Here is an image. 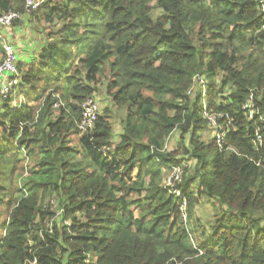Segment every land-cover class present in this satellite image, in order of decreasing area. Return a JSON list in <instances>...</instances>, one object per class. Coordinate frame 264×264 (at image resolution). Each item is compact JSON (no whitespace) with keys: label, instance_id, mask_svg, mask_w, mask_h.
<instances>
[{"label":"trees","instance_id":"1","mask_svg":"<svg viewBox=\"0 0 264 264\" xmlns=\"http://www.w3.org/2000/svg\"><path fill=\"white\" fill-rule=\"evenodd\" d=\"M259 1L45 0L33 12L59 30L17 62L25 103L0 99V162L11 158L0 166V264H264ZM24 7L0 0V13ZM98 84L110 105L81 132ZM112 108L123 111L115 144ZM204 110L227 115L221 144L204 138ZM175 129L190 161L172 184L179 196L162 184L180 166V150L164 149ZM196 195L220 214L193 246L180 206L189 215Z\"/></svg>","mask_w":264,"mask_h":264},{"label":"rangeland","instance_id":"2","mask_svg":"<svg viewBox=\"0 0 264 264\" xmlns=\"http://www.w3.org/2000/svg\"><path fill=\"white\" fill-rule=\"evenodd\" d=\"M34 11L31 12H26L23 15V18L19 21H16L13 23V25L10 28V31L8 30V41H10V43L12 45H14V47H16V57H17V53H21L22 51L29 49L28 53H31V61H33V55L37 54V50L42 46L45 45L46 43V39L43 41V43H41V38L42 37H46L48 36V32L50 30H59V24L58 23H54L52 25L46 23L44 20H41L40 16H35L33 14ZM17 27V28H16ZM11 34V35H10ZM7 38V36H6ZM1 53H0V59L1 57ZM98 93H97V103L99 106V109L102 110L105 106L110 105L109 101H107V99L104 96V92H103V86L98 84L96 87ZM27 98H26V102H27ZM1 105V103H0ZM113 112L111 114L110 117V122H111V126H112V142L113 144H115L119 138V133L121 131V121H120V116H123V111H117L114 110L112 108ZM223 119V118H221ZM221 119H218V125L222 127V124L220 123ZM223 128V127H222ZM216 130L217 127L212 126L209 122H208V128L205 129L204 131V138L205 139H211V138H216ZM225 136V131L223 128V135L221 136V138L219 139V143H222V140ZM4 137V133L2 132V129L0 128V139H3ZM187 140V138H186ZM182 139H180V133L178 129H175L172 134L166 138L165 140V144H164V149L165 150H180V153H177V159H180V166L179 169H175L172 170L170 169L169 171H164V175H163V180H162V184L167 186V188L170 190L171 193H173L176 196H179V193L176 192L177 189H175L173 187L172 184L178 183L181 180V177L183 175V169L186 168V166H188V163H190L189 160H186V155L184 154L182 148L180 147ZM183 145V143H182ZM26 154V150L25 148L23 150H21V156L24 154ZM182 152V153H181ZM11 161L10 159L6 158V161H1L0 162V166L2 167V163H6L7 164ZM30 161H26V164H29ZM25 164V163H24ZM179 170L181 172V174L179 175ZM25 168H24V172L22 173L23 175H25ZM176 171L178 176L177 178H173L170 181V185L166 184L165 178L166 176H170L173 174V172ZM10 175V173L8 174ZM170 186V187H168ZM8 191V190H6ZM176 193V194H175ZM54 198L51 197H47L43 203V207L45 208L47 206V202L51 203V211H55L54 214V218H58V213H60L59 209L56 208V204L53 203ZM182 207L180 206V218L182 220V226H184L185 228H187V230H189V241L191 242V244L193 246H197V244L199 243V241L204 237L205 234H209V226L213 223L214 219L219 216L220 212L219 209L217 207V203L213 200H210L209 198L205 197V196H195V201L194 204L192 205L191 211L188 215V211H187V203L184 202L183 204H181ZM54 218L52 220H54ZM6 220H7V215H1L0 216V228H1V224ZM51 223L52 221H50L49 223L45 224V228L47 227H51ZM66 223V222H65ZM204 234V235H203Z\"/></svg>","mask_w":264,"mask_h":264},{"label":"built area","instance_id":"3","mask_svg":"<svg viewBox=\"0 0 264 264\" xmlns=\"http://www.w3.org/2000/svg\"><path fill=\"white\" fill-rule=\"evenodd\" d=\"M45 0H24V12H18L13 10H8L0 13V46L3 49V57L0 59V99H11L13 104H16V100H18V106L20 104L25 103L24 98H16L17 94H19L18 84H19V70L17 67V57H16V48L14 45L7 40L4 30L11 27L12 24L16 21H19L23 18V15L26 12H31L37 10ZM259 8L262 15V20L264 23V0L259 1ZM264 28V24L262 26ZM191 90V89H190ZM189 90V92H190ZM21 97V95H19ZM82 108V116L79 120L77 127L81 132H86L91 129L98 114V104L93 97H87L83 103L81 104ZM251 114L253 111H250ZM203 115L207 118L208 122L217 127L216 130V139L219 142V139L223 135V128L218 125V119L226 118V114H214L209 113L204 110ZM256 130L255 138L256 141L260 142L261 137ZM255 141V139H254ZM104 148V147H103ZM105 149V148H104ZM179 169V165L173 167L172 170ZM181 174L179 170V175ZM178 174L176 171L173 172L172 175L166 176L165 181L167 185H170V181L173 178H177ZM177 192V191H176ZM185 200L182 201V204ZM182 207V205H181ZM59 215V213H58ZM5 234V232H4ZM26 264V263H22ZM27 264H34V261L29 262Z\"/></svg>","mask_w":264,"mask_h":264},{"label":"crops","instance_id":"4","mask_svg":"<svg viewBox=\"0 0 264 264\" xmlns=\"http://www.w3.org/2000/svg\"><path fill=\"white\" fill-rule=\"evenodd\" d=\"M10 28L11 27H9V28H7V29H5L4 30V34H5V36H7V39H8V30L10 31ZM17 28V27H16ZM11 35V34H10ZM46 39V43H48L49 42V38H48V36H46V37H42L41 38V43H43V41ZM45 43V44H46ZM45 45H42L37 51H39L41 48H43ZM16 48V47H15ZM17 51V50H16ZM28 51H29V49H26V50H24V51H22L21 53H17V62L18 61H20V63H22V62H24V63H27V62H29L28 60L29 59H31V53H28ZM5 222H6V220L1 224V226L3 225V227L5 228ZM7 223V222H6ZM2 227V228H3ZM0 230H2V235L1 236H3L4 235V232H3V230H5V229H1L0 228Z\"/></svg>","mask_w":264,"mask_h":264},{"label":"clouds","instance_id":"5","mask_svg":"<svg viewBox=\"0 0 264 264\" xmlns=\"http://www.w3.org/2000/svg\"><path fill=\"white\" fill-rule=\"evenodd\" d=\"M4 236V235H3Z\"/></svg>","mask_w":264,"mask_h":264}]
</instances>
